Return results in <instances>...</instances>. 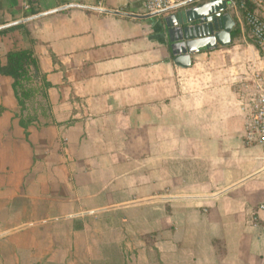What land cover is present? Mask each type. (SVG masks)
I'll use <instances>...</instances> for the list:
<instances>
[{"label": "crops", "instance_id": "0c3cea01", "mask_svg": "<svg viewBox=\"0 0 264 264\" xmlns=\"http://www.w3.org/2000/svg\"><path fill=\"white\" fill-rule=\"evenodd\" d=\"M226 12L241 39L184 68L144 0H0V26L46 13L0 30V58L30 48L50 83L25 129L0 76V264H264L238 95L264 53Z\"/></svg>", "mask_w": 264, "mask_h": 264}, {"label": "water", "instance_id": "95a60500", "mask_svg": "<svg viewBox=\"0 0 264 264\" xmlns=\"http://www.w3.org/2000/svg\"><path fill=\"white\" fill-rule=\"evenodd\" d=\"M175 9L179 10L172 14L169 13ZM228 9L227 0H187L149 15H164L174 62L181 67L189 68L192 65V54L198 53L202 49H215L219 46L231 45L235 20L230 13L226 12ZM113 12L145 17L121 11ZM43 14L2 25L0 30L17 26L23 21Z\"/></svg>", "mask_w": 264, "mask_h": 264}, {"label": "built area", "instance_id": "2783aa9c", "mask_svg": "<svg viewBox=\"0 0 264 264\" xmlns=\"http://www.w3.org/2000/svg\"><path fill=\"white\" fill-rule=\"evenodd\" d=\"M180 0H144L147 14L156 13L178 4ZM229 8L239 16L237 0H227ZM255 8L246 13L245 21L259 50L264 53V0H250ZM244 3L241 5L244 7ZM240 112L243 116L244 135L247 145H264V75L254 71L250 79L238 86ZM264 209V205L260 206Z\"/></svg>", "mask_w": 264, "mask_h": 264}, {"label": "trees", "instance_id": "16d2710c", "mask_svg": "<svg viewBox=\"0 0 264 264\" xmlns=\"http://www.w3.org/2000/svg\"><path fill=\"white\" fill-rule=\"evenodd\" d=\"M33 3L34 0H31L32 6ZM243 3L245 4L244 7L241 6ZM237 5L244 21L246 13L255 8L250 0H237ZM38 12L39 11L34 10V13ZM16 27H10L3 31H10ZM246 28L247 32H249V27L247 26ZM241 37V26L236 19V26L232 31V42L234 43L235 40H239ZM0 76H6L11 79L15 98L18 107H20V114L16 113V117L19 118L20 125L27 129L29 125L37 122L36 120L39 117L36 114L24 116V111L28 109V102L33 99L38 92H42L43 97L46 99V91L50 86V83L46 81V79H43V77L41 78L39 62L34 51L30 48L9 51L4 59L0 58ZM42 115L45 116V112L42 113Z\"/></svg>", "mask_w": 264, "mask_h": 264}, {"label": "rangeland", "instance_id": "374dc122", "mask_svg": "<svg viewBox=\"0 0 264 264\" xmlns=\"http://www.w3.org/2000/svg\"><path fill=\"white\" fill-rule=\"evenodd\" d=\"M246 34H247V41H249L250 43L254 44L258 48L257 44L255 43V40L253 39V37L250 34V31L247 32V30H246ZM257 71H260L263 74L262 70H257ZM253 72L254 71H252V72L250 71L249 72L250 74H247V76L242 81L244 82L246 79H250L252 74H253ZM238 86L239 87L241 86V81L238 83ZM17 109H18L17 114H20V107H18ZM48 109H49V105H48L47 100L43 97L42 92H38L33 97V99H31L28 102V109L26 111H24V116H27L28 114H31V115L36 114V115H38L39 117L36 120L37 124L42 126L43 124H45L49 120V117L47 116ZM44 112H45V116L42 115V113H44ZM257 145L258 144L248 145V146H257ZM259 146L264 147V145H259Z\"/></svg>", "mask_w": 264, "mask_h": 264}]
</instances>
